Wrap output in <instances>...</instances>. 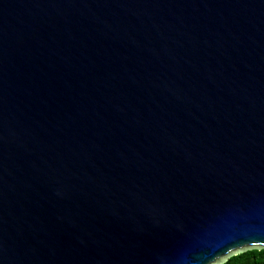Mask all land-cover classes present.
<instances>
[{
  "label": "water",
  "instance_id": "95a60500",
  "mask_svg": "<svg viewBox=\"0 0 264 264\" xmlns=\"http://www.w3.org/2000/svg\"><path fill=\"white\" fill-rule=\"evenodd\" d=\"M264 237V0H0V264H224Z\"/></svg>",
  "mask_w": 264,
  "mask_h": 264
},
{
  "label": "snow or ice",
  "instance_id": "6c2138e0",
  "mask_svg": "<svg viewBox=\"0 0 264 264\" xmlns=\"http://www.w3.org/2000/svg\"><path fill=\"white\" fill-rule=\"evenodd\" d=\"M259 244L261 245V247H264V237H250L248 239H244V240H238L235 242V244H227L224 247H222L219 252H217L216 254H214V256H219V257H224L230 249L236 247V245H247V244ZM210 260H212V264H219V262L215 259H213V257L209 258Z\"/></svg>",
  "mask_w": 264,
  "mask_h": 264
},
{
  "label": "trees",
  "instance_id": "16d2710c",
  "mask_svg": "<svg viewBox=\"0 0 264 264\" xmlns=\"http://www.w3.org/2000/svg\"><path fill=\"white\" fill-rule=\"evenodd\" d=\"M259 252H264V249L262 250H252V251H247V252H244L240 255H237V256H234V257H231L230 259L227 260L226 263L224 264H240V262L245 259V258H248V257H254L256 255V253H259Z\"/></svg>",
  "mask_w": 264,
  "mask_h": 264
},
{
  "label": "clouds",
  "instance_id": "9594fccd",
  "mask_svg": "<svg viewBox=\"0 0 264 264\" xmlns=\"http://www.w3.org/2000/svg\"><path fill=\"white\" fill-rule=\"evenodd\" d=\"M240 264H264V252L256 253L254 257L245 258Z\"/></svg>",
  "mask_w": 264,
  "mask_h": 264
}]
</instances>
